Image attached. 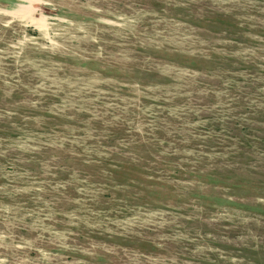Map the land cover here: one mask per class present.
Segmentation results:
<instances>
[{"label": "rangeland", "instance_id": "obj_1", "mask_svg": "<svg viewBox=\"0 0 264 264\" xmlns=\"http://www.w3.org/2000/svg\"><path fill=\"white\" fill-rule=\"evenodd\" d=\"M0 264H264V0H0Z\"/></svg>", "mask_w": 264, "mask_h": 264}]
</instances>
